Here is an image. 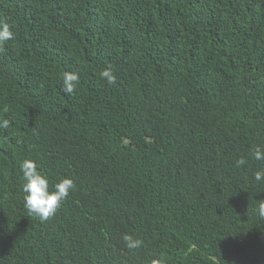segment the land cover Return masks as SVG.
Segmentation results:
<instances>
[{
  "label": "trees",
  "instance_id": "trees-1",
  "mask_svg": "<svg viewBox=\"0 0 264 264\" xmlns=\"http://www.w3.org/2000/svg\"><path fill=\"white\" fill-rule=\"evenodd\" d=\"M0 23V264H264V0H0ZM26 159L75 182L47 221Z\"/></svg>",
  "mask_w": 264,
  "mask_h": 264
},
{
  "label": "clouds",
  "instance_id": "clouds-1",
  "mask_svg": "<svg viewBox=\"0 0 264 264\" xmlns=\"http://www.w3.org/2000/svg\"><path fill=\"white\" fill-rule=\"evenodd\" d=\"M13 32L10 30L7 23H0V45L6 41L11 40ZM101 77L107 81L109 85L116 83V77L110 69H105L101 73ZM63 91L65 94L74 92L78 82L79 75L75 72L66 71L62 77ZM9 121L7 119L0 121V128L7 129ZM256 160H264V150L257 147L254 153ZM246 160L240 158L236 161L237 166L245 165ZM21 172L25 183L23 185L24 207L29 215L37 216L41 221H47L56 214L70 193L75 189V182L73 179L65 177L53 186V190L49 189V179L38 170L37 164L32 160H24L21 164ZM256 181H264V170L255 173ZM259 216L264 218V203L259 204ZM124 241L129 248L139 246V241H134L129 235L124 236Z\"/></svg>",
  "mask_w": 264,
  "mask_h": 264
}]
</instances>
